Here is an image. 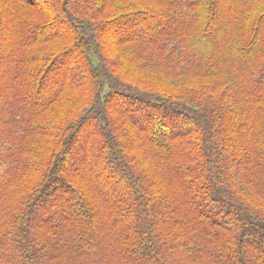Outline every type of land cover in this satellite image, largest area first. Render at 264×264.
I'll return each mask as SVG.
<instances>
[{"label": "trees", "instance_id": "16d2710c", "mask_svg": "<svg viewBox=\"0 0 264 264\" xmlns=\"http://www.w3.org/2000/svg\"><path fill=\"white\" fill-rule=\"evenodd\" d=\"M0 264H264V0H0Z\"/></svg>", "mask_w": 264, "mask_h": 264}, {"label": "rangeland", "instance_id": "374dc122", "mask_svg": "<svg viewBox=\"0 0 264 264\" xmlns=\"http://www.w3.org/2000/svg\"><path fill=\"white\" fill-rule=\"evenodd\" d=\"M7 29V28H6ZM122 30H125V29H122ZM7 31V30H6ZM5 31V33H7ZM121 30H118V28L116 27H109L107 29V33H111V34H118L120 33ZM67 67V64H65V62H62L60 63L56 70L57 71H60L62 69H65ZM48 91H51L54 86H55V83H56V79H54V77H51L49 78L48 80ZM141 122V120H140ZM86 136V132H83L79 137L78 139L76 140V142L74 144H72V147H71V153H70V157H69V164H67V168L70 169V170H73V169H79L81 168L80 167V164H81V158L84 156V149H83V141L85 140V137ZM62 200H60L61 202ZM72 202V206H73V203L75 202V198L70 201V203ZM64 212L68 213L69 215H72V209H69V208H64ZM58 213L57 211L55 210H48L45 214H39V216L37 215V222L40 221V222H51V221H54L55 219L58 218Z\"/></svg>", "mask_w": 264, "mask_h": 264}]
</instances>
